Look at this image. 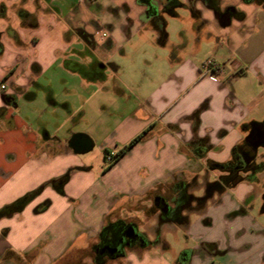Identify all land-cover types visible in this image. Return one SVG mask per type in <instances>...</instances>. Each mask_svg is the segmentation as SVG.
I'll use <instances>...</instances> for the list:
<instances>
[{
  "label": "crops",
  "instance_id": "obj_1",
  "mask_svg": "<svg viewBox=\"0 0 264 264\" xmlns=\"http://www.w3.org/2000/svg\"><path fill=\"white\" fill-rule=\"evenodd\" d=\"M179 1L168 10L159 5L148 12L144 0H0V85L6 84L0 88V109L7 108L0 116V209L71 172L64 195L46 185L22 211L0 217V264H74V256L88 253L108 222L144 215L142 208L151 206L156 192L166 194L185 180L197 181L190 190L194 195L206 188L220 174L210 162H228L250 126L264 121L253 117L264 110L263 2ZM226 9L233 14L223 26L220 13ZM180 19L173 39L168 30ZM106 30L108 36L98 40ZM252 37L256 49L251 51ZM6 43L12 47L9 62L4 61ZM29 50L36 51L34 57ZM210 58L224 66L223 74L203 70ZM55 65L69 79L80 80L76 89L64 79L62 99L51 81L43 80ZM249 70L260 93L247 99L237 84ZM92 83L103 91L97 125L111 127L110 142L101 150L118 151L148 130L108 170L91 169L71 146L78 134L95 146L92 131L81 129L93 120ZM6 97L15 104H6ZM21 99L43 102L40 110L47 117L27 121L17 115ZM202 170L204 182L198 183ZM127 207L129 215L123 217ZM203 207L194 201L185 212L188 222L162 225V237L177 228L191 234L194 213L211 225ZM195 239L184 249L192 252L190 264H207L228 252L213 255L205 243L225 249L215 240ZM165 243L128 252L118 264H171ZM248 250L241 264H264V231Z\"/></svg>",
  "mask_w": 264,
  "mask_h": 264
},
{
  "label": "rangeland",
  "instance_id": "obj_2",
  "mask_svg": "<svg viewBox=\"0 0 264 264\" xmlns=\"http://www.w3.org/2000/svg\"><path fill=\"white\" fill-rule=\"evenodd\" d=\"M235 14H237V12H235ZM174 22L180 23L182 21L181 19L179 21H172L170 25L171 27L168 30V32L171 34V38L176 39L179 36L181 25L175 24ZM103 32H106L108 36L107 30ZM96 37L98 40L104 39L102 33H98ZM138 38L139 36H136L134 39ZM251 42L252 51L256 49V40L254 37L251 38ZM260 42L262 41L260 40ZM10 45L11 44L6 43L7 53L4 58V61L6 62H9L12 57V47ZM29 53L31 57H34L36 51L29 50ZM24 56L26 58L28 55L24 54ZM28 61H30V57H28ZM91 73L93 75V72ZM64 79H66L67 82H70V84H73L74 88L78 89L80 80L78 78L69 79L68 73L64 71L63 68L57 65L48 69L43 77V80L51 81L60 99H62L60 93H62L64 89L63 86L65 83H67L66 81H64ZM108 86H111V83H108ZM237 87L238 89H240L242 96L246 97L247 99L251 97L253 98V95L259 92L256 87L254 75L251 70L248 71L247 75L242 79V81H239ZM90 88L92 94L90 113L93 120L90 124H83L81 129L92 131L95 146L91 151L85 154H79L78 157L85 161L88 164V167H91V169L93 168L96 170H102L106 169V167L113 162V160L108 161L105 158V153L108 150L100 149V146L103 142H110L109 139L111 135V127H103L101 125H97V120L101 113L99 102L102 100L101 95L103 94V91L100 90V86L96 83H92ZM262 95L263 92L262 94H259L258 98H261ZM20 103L21 106L19 107V109H17L16 113L27 121H34L36 117L43 114L40 110L44 109L43 102L35 103L33 101L30 102L21 99ZM262 111L264 112V110L262 109L260 113H258L257 115L255 114V116L253 117H258L263 120L264 113ZM47 113L50 114V112ZM43 117V119H45V117H47V114H43ZM51 130L55 131V127L51 128ZM112 150L115 149L112 148ZM214 171L219 172L220 170L214 169ZM200 174L202 175V177L200 178V180H198V183H203L206 171L202 170ZM256 188L257 187L254 185L243 182L238 184L236 187L228 188L222 194L217 193L216 195L211 197L203 207L211 218V225L207 224L202 214L200 215L194 213L192 215L193 228L191 234L187 233L183 228H177L176 230L168 232L165 238V241L169 244L170 247V250L165 253V257L168 262L174 264L175 261L179 258L182 251H185V247L193 246L196 242L195 238L204 237L217 241L225 250H228V252L224 256L214 257L207 264H241L242 261L248 258L250 255L248 250L249 247L258 240V236L264 231V191L258 188L257 190H255ZM204 193L205 190H203V188L195 191V194L198 196L204 195ZM238 197H242L241 202ZM235 199L238 202V205H234ZM149 203L152 205V202ZM242 205H246L247 207H243ZM240 207H243L244 209L247 208L248 214L234 215L236 212L240 211ZM147 208L149 207L142 208L145 210V213L144 215H142L144 212L143 211L141 217L137 219V226L141 230H147L148 235L153 237L156 233L155 228L158 226V222L156 216L150 215L149 212H147ZM128 211V207L123 210V212L121 213L123 217H127L129 215ZM119 213L120 212H118V215ZM92 257L93 253L91 250L88 253L85 252L84 254L80 255L76 254L73 258L74 264H93ZM70 261H72V259ZM72 262H69V264H72ZM118 262L120 263V261L110 263L118 264Z\"/></svg>",
  "mask_w": 264,
  "mask_h": 264
},
{
  "label": "flooded vegetation",
  "instance_id": "obj_3",
  "mask_svg": "<svg viewBox=\"0 0 264 264\" xmlns=\"http://www.w3.org/2000/svg\"><path fill=\"white\" fill-rule=\"evenodd\" d=\"M203 1L207 4L206 0ZM209 1L213 3L214 0ZM144 3L148 12L157 11L159 5L165 11L170 7L182 4L179 0H160L157 4L152 0H144ZM190 3L191 5L194 4L193 1ZM226 14L232 15L233 13L230 9H226L220 13V19ZM78 32L90 43L94 42V39L83 29H78ZM5 102L6 104L13 105L16 100L6 97ZM6 113L7 108L0 109V116H4ZM261 129L264 131V124L262 128H259L258 134H253V136L251 133L255 130V127L254 125L250 126L248 136L244 142L234 148L230 160L226 162L228 163L226 167L211 166L214 169L220 170V174L203 189L205 190L204 195L196 196L193 192H190L197 185L196 180H185L179 185L171 186L166 194L160 191L156 192L153 196L152 205L147 208V212L157 218L158 226L155 228V235L151 237L147 232L139 229L137 220H126L124 225L112 228L106 233L104 239L100 241L98 239V242L92 246L93 264L95 257L98 258V261L109 264L110 262L122 260L127 256L128 252L144 251L158 244L166 245V241L162 237V225L174 223L182 225L187 223L188 216L185 215V212L192 209L194 201H197L199 206H204L217 193L222 194L228 188L236 187L243 182L254 185L264 191V132ZM74 138L75 136L72 138L71 144L74 142ZM242 206L247 207L246 205ZM243 207H240V211L234 215L248 214V209H244ZM217 246L218 244L215 242L204 244V248L213 255L217 253L225 254L227 252V250L219 251ZM191 253L183 251L179 256V263L190 264Z\"/></svg>",
  "mask_w": 264,
  "mask_h": 264
},
{
  "label": "trees",
  "instance_id": "obj_4",
  "mask_svg": "<svg viewBox=\"0 0 264 264\" xmlns=\"http://www.w3.org/2000/svg\"><path fill=\"white\" fill-rule=\"evenodd\" d=\"M246 3H251L254 0H244ZM208 5H212L211 2L208 0H206ZM263 4H264V0H262ZM3 51V45L0 41V53ZM148 130L142 132L141 134H139L138 136H136L134 139H132L128 144H126L125 146H123L121 149H119L113 159V162L110 163L105 170L110 169L125 153H127L137 142L141 141L142 139H144L146 137ZM109 153V151H106L105 154ZM106 158V156H105ZM228 165V163H211L210 166H218V167H226ZM71 177V172H66L65 174L51 180L48 183H45L43 185H41L39 188H37L36 190H33L31 192H28L27 194H25L24 196L18 198L17 200H15L14 202L5 205L4 207H2L0 209V217L1 216H5V215H11L17 212H20L24 209V207L30 203L38 194L41 193V191L44 189V187L46 185H52V187H54V189H56V191L61 194L64 195L65 194V190L64 187L66 185V183L69 181ZM47 202L44 203L42 206L39 207L38 211H42L44 209H46L47 207ZM126 223V220H122L119 219L115 222H108L104 228L101 230V232L99 233V241L104 239V237L106 236V233L111 230L114 227H120L122 225H124ZM95 249V247H94ZM94 264H104L101 261H98V258L95 257L94 258Z\"/></svg>",
  "mask_w": 264,
  "mask_h": 264
},
{
  "label": "water",
  "instance_id": "obj_5",
  "mask_svg": "<svg viewBox=\"0 0 264 264\" xmlns=\"http://www.w3.org/2000/svg\"><path fill=\"white\" fill-rule=\"evenodd\" d=\"M220 22L223 26H228L231 23L230 14H226L224 17H222L220 19ZM263 124H264V121L259 124L254 125L255 130H253L251 134L252 135L258 134L259 128H262ZM261 131L264 132L262 129ZM71 146L74 148V151L77 154H85L93 149L94 143L90 137L84 134H78L75 136L74 142L71 144Z\"/></svg>",
  "mask_w": 264,
  "mask_h": 264
},
{
  "label": "built area",
  "instance_id": "obj_6",
  "mask_svg": "<svg viewBox=\"0 0 264 264\" xmlns=\"http://www.w3.org/2000/svg\"><path fill=\"white\" fill-rule=\"evenodd\" d=\"M102 33V36L103 37H106L107 36V33L106 32H100ZM203 70L207 71V72H213L215 74H223L225 72L224 70V66H222V64L218 63L215 59L213 58H210V59H207L204 63H203V66H202ZM0 88L2 90H5L6 89V84L5 83H2L0 85ZM117 151L116 150H112L110 151L109 153H107L106 155V159L108 161H111L113 160V158L115 157Z\"/></svg>",
  "mask_w": 264,
  "mask_h": 264
}]
</instances>
